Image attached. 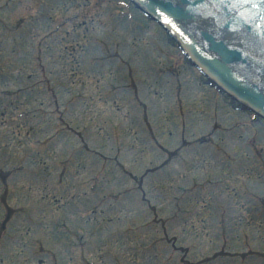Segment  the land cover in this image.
<instances>
[{"label": "rangeland", "instance_id": "rangeland-1", "mask_svg": "<svg viewBox=\"0 0 264 264\" xmlns=\"http://www.w3.org/2000/svg\"><path fill=\"white\" fill-rule=\"evenodd\" d=\"M165 35L126 0H0V264H264V120Z\"/></svg>", "mask_w": 264, "mask_h": 264}, {"label": "water", "instance_id": "water-1", "mask_svg": "<svg viewBox=\"0 0 264 264\" xmlns=\"http://www.w3.org/2000/svg\"><path fill=\"white\" fill-rule=\"evenodd\" d=\"M190 60L264 116V0H135Z\"/></svg>", "mask_w": 264, "mask_h": 264}, {"label": "flooded vegetation", "instance_id": "flooded-vegetation-1", "mask_svg": "<svg viewBox=\"0 0 264 264\" xmlns=\"http://www.w3.org/2000/svg\"><path fill=\"white\" fill-rule=\"evenodd\" d=\"M59 229H61V228H59ZM93 234H94L93 231H91V232H90V237H93ZM83 244H84V243H83ZM87 244H88V243H87ZM74 246L77 247L76 245H74ZM88 246H89V245H88ZM88 248H89V247H88ZM89 249H90V248H89ZM94 250H96V249L94 248Z\"/></svg>", "mask_w": 264, "mask_h": 264}]
</instances>
